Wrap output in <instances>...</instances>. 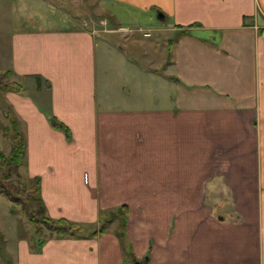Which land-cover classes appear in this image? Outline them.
I'll list each match as a JSON object with an SVG mask.
<instances>
[{
	"label": "crops",
	"instance_id": "1",
	"mask_svg": "<svg viewBox=\"0 0 264 264\" xmlns=\"http://www.w3.org/2000/svg\"><path fill=\"white\" fill-rule=\"evenodd\" d=\"M34 1H4L0 33L21 167L52 219L129 214L41 252L22 240L16 264H264V0Z\"/></svg>",
	"mask_w": 264,
	"mask_h": 264
},
{
	"label": "rangeland",
	"instance_id": "2",
	"mask_svg": "<svg viewBox=\"0 0 264 264\" xmlns=\"http://www.w3.org/2000/svg\"><path fill=\"white\" fill-rule=\"evenodd\" d=\"M4 1L6 0H0V19L2 20V22H0V33L2 34V26H4L5 30L6 25H9L12 22V12L15 11L14 6H10L8 4H6L7 6H4ZM35 1L39 5H41L39 0ZM35 1L34 4H37L35 3ZM53 1L46 0V3H48L51 7L54 8L63 7L64 9H67L66 0ZM41 6L38 8V10L41 13H48L45 10V7ZM97 19H99V17ZM110 27L128 28L133 32L128 34L127 36L133 39H139L140 41L144 40L143 37L145 35L144 33L139 32V29L144 28L145 31H148V29H152L147 22H143L142 20L132 22L130 19H122L117 24H113ZM96 28L98 29V27ZM150 33L152 35L157 34L156 31ZM121 38H123L121 33L106 35V39H110L115 44H118L119 42L123 43L122 40L124 39ZM5 47L6 41L4 37L0 36V51L3 52L4 49H6ZM129 55L134 56V54ZM1 65L2 64L0 63V66ZM2 76H4V74H2V70H0V77ZM3 79L4 82L7 83L13 82V80H17L16 78L10 75H6ZM6 95V91L0 89V152H3L6 156H9L14 146L13 133L11 131V123L15 120V116L13 115L11 108L5 102ZM32 181L33 180H29L27 178L23 167L16 168L14 166H8L3 169L0 168V185H5L7 188H9L12 193H17V191L24 190L23 188H25L26 185H33ZM37 197H39V195H37ZM33 207L34 209H37L39 207V203L33 202ZM119 220H122V218H120ZM100 225V222L96 223L95 227L90 229L89 231L98 230L100 228ZM89 227L90 226H87V228ZM42 228H44L43 233L38 234L36 226L30 223L28 218L25 216L22 206L18 204H13L4 196L0 195V264L17 263L19 250L18 245L22 240L27 242L32 252H38V241L49 239L52 236L50 231H48L46 227Z\"/></svg>",
	"mask_w": 264,
	"mask_h": 264
},
{
	"label": "trees",
	"instance_id": "3",
	"mask_svg": "<svg viewBox=\"0 0 264 264\" xmlns=\"http://www.w3.org/2000/svg\"><path fill=\"white\" fill-rule=\"evenodd\" d=\"M6 75H11V72H7L4 76L0 77V89L6 92L15 91L21 93L24 91V86L22 83L17 82H4V77ZM52 125L59 129L67 135V138L71 139L70 129L61 123L58 119L51 118ZM11 131L13 133L14 146L11 150L9 156H6L3 152H0V168H5L8 166H14L16 168L24 165L26 161V139L24 134L20 131L19 123L14 120L11 123ZM33 185H26L24 190L17 191V193H12L9 188L5 185H0V195L4 196L13 204H18L22 206L25 216L28 218L29 222L36 226L38 234L43 233L42 227H46L50 231L51 235L58 239L65 238H82V237H97L103 235L107 232L108 227L114 221L122 218V226L126 227L128 219V208L126 206L120 207L117 210L109 212L105 215L102 225L98 230L89 231L83 224L70 221L68 219H52L47 215V208L41 196V178L37 177L33 179ZM39 195V197H37ZM36 196V197H34ZM33 202L39 203V207L34 209ZM47 243V239L38 241V252H41L42 247Z\"/></svg>",
	"mask_w": 264,
	"mask_h": 264
},
{
	"label": "built area",
	"instance_id": "4",
	"mask_svg": "<svg viewBox=\"0 0 264 264\" xmlns=\"http://www.w3.org/2000/svg\"><path fill=\"white\" fill-rule=\"evenodd\" d=\"M104 24H106V22H104ZM119 31V30H118ZM118 31H116V32H118Z\"/></svg>",
	"mask_w": 264,
	"mask_h": 264
},
{
	"label": "water",
	"instance_id": "5",
	"mask_svg": "<svg viewBox=\"0 0 264 264\" xmlns=\"http://www.w3.org/2000/svg\"><path fill=\"white\" fill-rule=\"evenodd\" d=\"M161 17H163V15H161Z\"/></svg>",
	"mask_w": 264,
	"mask_h": 264
}]
</instances>
